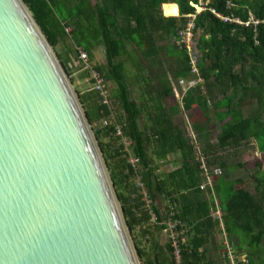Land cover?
Instances as JSON below:
<instances>
[{
  "label": "trees",
  "instance_id": "trees-1",
  "mask_svg": "<svg viewBox=\"0 0 264 264\" xmlns=\"http://www.w3.org/2000/svg\"><path fill=\"white\" fill-rule=\"evenodd\" d=\"M24 2L55 49L70 46L66 57H61L67 70L71 54H79L78 47L86 50L91 60L98 48L103 47L105 63L95 68L106 82L116 83L114 101L118 107L114 110L111 100V108L104 106L98 90L79 91L80 99L91 124H99L95 131L98 144L143 264L164 263L158 253L161 227L151 224L144 193L137 186L139 174L155 202L162 199L164 204L179 205L178 217L193 227L184 251L185 262L210 264L205 249L209 250L216 228L209 216L213 199L200 188V163L194 145L182 129V121L178 120V110L167 104L174 98L173 82L187 77L191 69L187 50L174 40L185 27L187 15L196 11L191 4L202 2L206 10L195 20L194 37L204 82L186 91L179 108L192 123L211 171L219 151L264 138V22L258 27L244 28L222 22L210 9L244 20L250 18L252 11L264 21V0ZM163 4L178 5L179 16L165 17ZM168 7L166 15H170ZM129 63L135 69L133 72ZM90 76L89 70L82 74L85 79ZM135 86L140 89L138 99ZM146 110L150 125L142 128L140 119ZM210 110L220 123L216 143L210 129L213 122ZM104 119H110L109 126H103ZM116 125L122 126L123 135L133 142L132 154L142 162L140 172L129 161L131 153L125 150L121 137L116 136ZM170 156L176 158L179 166L168 173H158L161 166L167 168ZM219 165L225 166L222 162ZM213 177L231 240L257 248L248 253L251 264H257V258L262 257L260 250L264 251V181L253 194L247 186H240V179H217L215 174ZM154 210L158 212V206ZM137 232L153 243L152 252L143 247L135 235ZM239 232L243 237L237 239ZM166 247L171 253L170 246ZM261 263L264 264V259Z\"/></svg>",
  "mask_w": 264,
  "mask_h": 264
},
{
  "label": "water",
  "instance_id": "water-1",
  "mask_svg": "<svg viewBox=\"0 0 264 264\" xmlns=\"http://www.w3.org/2000/svg\"><path fill=\"white\" fill-rule=\"evenodd\" d=\"M0 264H141L89 117L24 0H0Z\"/></svg>",
  "mask_w": 264,
  "mask_h": 264
},
{
  "label": "built area",
  "instance_id": "built-area-1",
  "mask_svg": "<svg viewBox=\"0 0 264 264\" xmlns=\"http://www.w3.org/2000/svg\"><path fill=\"white\" fill-rule=\"evenodd\" d=\"M191 5L195 7L196 11L193 14L187 15L188 21L185 27L179 30L177 37L174 40L177 46H183L187 50L191 64L190 74L187 77H181L178 79L183 85V91L178 92L173 85L174 97L181 108L186 91L193 86H197L198 84L203 85L204 82L199 69L200 51L196 46L194 29L197 16L202 11L206 10V8L202 2H200L199 5ZM210 10L211 13L222 22L235 24L244 28H250L252 26L258 27L262 22H264L259 20L253 12H250V18L248 20H244L241 17L222 15L216 9ZM78 49L79 54H77V57L73 58V60L77 59V66L79 70H89L91 79H94L93 85L88 88V90H98L102 98V104L111 108L107 84L103 75L92 64L89 53L83 48L78 47ZM185 122L186 136L194 145L196 150V160L200 163V188H202L203 193H205L208 198L213 199L209 216L213 223L216 224V228L214 233V240L211 243L209 250L205 249L206 254L208 255V259L211 260L210 264H251L252 260L250 255L247 252L237 250L230 238L225 212H223L221 203L215 192L213 174L211 173L210 168L206 162V158L201 149L202 146L198 140L192 123L187 117H185ZM110 123V119H104L102 121V124L105 127L109 126ZM115 134L116 136L121 137L125 150L131 153L129 161H131L133 167L137 170V172H140L142 168V162L139 157L132 154L133 142L131 140H128L123 135V129L120 125H116ZM168 158V160L170 161V157ZM162 167L163 166L158 169V173H162ZM137 186L144 193L146 208L152 215L151 224L153 226L161 227L160 238L166 239L167 243H165V245L168 244L170 246L172 264H189L185 262L184 251L188 245L190 235L193 232V227H190L186 222L178 217L180 214V210L178 207L180 206L177 204L168 203L169 206L167 209L166 206L168 204L155 202L149 192V188L142 180L140 174L137 180ZM155 205L158 206V212H155L154 210ZM200 251L203 252V249H201Z\"/></svg>",
  "mask_w": 264,
  "mask_h": 264
},
{
  "label": "rangeland",
  "instance_id": "rangeland-1",
  "mask_svg": "<svg viewBox=\"0 0 264 264\" xmlns=\"http://www.w3.org/2000/svg\"><path fill=\"white\" fill-rule=\"evenodd\" d=\"M168 13L171 14H176V7L174 5H171L168 7ZM55 48V47H54ZM70 46H67L66 49L63 47H59V49H55L57 55L59 58H65L67 52L69 51ZM77 54L76 52H73L70 57L69 61V68L67 70L73 84L75 87V90L78 93V96L80 98V93L79 91L85 92L88 91V88H90L93 83H91V77L90 78H83L82 74L86 71L79 70L77 64L78 60L73 58H76ZM62 61V60H61ZM105 63V55L102 52L101 49H98L95 53V58L92 59V64L95 66L97 64H104ZM129 68V65H128ZM135 69H133L134 71ZM107 84V89H108V95L113 102V108L116 110L118 107L117 104L115 103V97H116V92H117V85L113 80H109L106 82ZM187 86V85H186ZM185 86V87H186ZM140 97V89L138 86H135V98ZM140 102V100H139ZM167 104L169 106H172L178 110L177 112V117L178 120L182 121V129L186 133V122H185V115L181 109H179V105L177 104L175 97L171 98L167 101ZM210 115L213 118V122L210 126V129L213 133V143H216L215 140V134L220 132V123L216 119H214L213 111L210 110ZM140 123L142 128H145L150 125V120L149 116L147 113V110L145 111L144 115L140 119ZM216 123V124H215ZM98 125H92L93 132L97 130ZM96 135V134H95ZM202 146V145H201ZM202 152H203V146L201 147ZM176 158L174 156H170V161L167 164L166 167H162V173H168L172 171L174 168H177L179 164L177 161H175ZM219 162H222L225 164V166L219 165ZM211 172L215 174L216 178L220 177H225L227 179H240V186H247L249 190L253 193H257V186L260 184L262 181H264V138L260 139H254L250 144L243 145L240 148L236 149H228L227 151H219L217 153V159L215 164L213 165ZM217 178V179H218ZM264 184V183H262ZM161 198V197H160ZM159 203H164L162 199L158 200ZM135 235L138 236L139 241H142L143 247L147 249V251L152 252V244L150 243L148 239L142 238L140 236V232L135 233ZM140 236V237H139ZM131 237L133 239V235L131 233ZM243 234L242 233H237L236 238H242ZM142 239V240H141ZM161 242L165 245L167 243V240L164 238H160ZM133 242L135 244V241L133 239ZM244 242V241H243ZM237 248L243 250L244 252L249 253V251H256L257 248H251L249 247L248 243H236ZM136 247V246H135ZM137 250V249H136ZM260 255L262 257L257 258V264H262L261 261L264 259V251L260 250ZM141 264H143V260L140 258Z\"/></svg>",
  "mask_w": 264,
  "mask_h": 264
},
{
  "label": "crops",
  "instance_id": "crops-1",
  "mask_svg": "<svg viewBox=\"0 0 264 264\" xmlns=\"http://www.w3.org/2000/svg\"><path fill=\"white\" fill-rule=\"evenodd\" d=\"M171 5H174L175 7H176V15H166L165 14V7L166 6H171ZM178 9V10H177ZM162 10H163V15L165 16V17H178L179 16V8H178V5H176V4H163V6H162ZM252 12V11H251ZM69 31H70V29H69ZM129 48H131V46H129ZM98 49H101L102 50V52L104 53V51H103V47H99ZM129 69H131L132 70V72H133V67L131 66V63H129ZM173 85H174V87L177 89V91L178 92H182L183 91V85H182V83L179 81V80H177V81H175V82H173ZM176 100V99H175ZM177 102V101H176ZM178 104V103H177ZM180 109V108H179ZM233 242V241H232ZM234 243V242H233ZM235 245V244H234ZM235 247L237 248V246L235 245ZM237 250H239L238 248H237ZM242 252H244V251H242Z\"/></svg>",
  "mask_w": 264,
  "mask_h": 264
},
{
  "label": "flooded vegetation",
  "instance_id": "flooded-vegetation-1",
  "mask_svg": "<svg viewBox=\"0 0 264 264\" xmlns=\"http://www.w3.org/2000/svg\"><path fill=\"white\" fill-rule=\"evenodd\" d=\"M159 248H158V253L160 256V261L164 264H171V256L169 251L167 250L166 245H164L161 240L159 241Z\"/></svg>",
  "mask_w": 264,
  "mask_h": 264
}]
</instances>
